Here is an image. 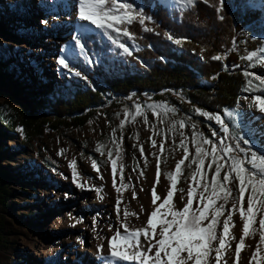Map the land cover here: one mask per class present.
Wrapping results in <instances>:
<instances>
[{
    "label": "rangeland",
    "instance_id": "rangeland-1",
    "mask_svg": "<svg viewBox=\"0 0 264 264\" xmlns=\"http://www.w3.org/2000/svg\"><path fill=\"white\" fill-rule=\"evenodd\" d=\"M157 1L167 7H182L178 0ZM249 6L261 10V22L264 25V0H249ZM45 20L47 23H42ZM80 24L76 16L74 0H40V2L0 0V165L8 167V176L3 175L2 183L7 185L10 192L6 200L0 199V264L78 263L76 252L72 251L76 243H73L65 253L58 251L56 254L50 248L52 242L58 238L75 239L78 242L86 236L87 230L82 227L79 203H76L72 197L61 195L64 191L91 192L97 196L99 205L106 203L115 210L116 198L120 193H117L116 188L113 187L111 161L107 157V152L112 151L113 158H116L113 130L116 132V143L121 144L124 183L129 185L125 189L120 183L121 161L118 160L115 180L116 186L121 188L123 195L121 217L125 206L128 210L138 213L140 219L129 217L130 223L135 226H141L146 215L153 210L154 206L151 203L153 186L155 185L157 195L161 196V201L166 195L165 189L170 188L171 182L165 174L169 171L175 172V164L183 158V150L178 147L181 139L180 131L188 137L190 152L194 154L190 142L193 131L191 124H196V130L203 132L209 138L212 130H218L215 121H209L206 117L198 115L194 109L199 108L210 114L220 112L192 104L182 90L167 89L160 93L162 98L155 99L154 93L138 94L131 91L128 95H116L107 89L101 93V103L89 109L90 112L84 123L79 126L71 125L68 116L57 119L48 110L37 109L35 102L41 97H49L53 100L57 97L66 98L77 88L97 90L99 87H105V78H117L139 72L140 69L133 64L122 60L126 54L111 45L106 38L103 40L107 43V47L96 53L93 52L94 56L87 49L91 63L83 56L76 59L69 57L75 70L82 73L81 77L75 76L74 72L70 74L60 66L58 59L61 50L74 43L72 36L77 34ZM95 34L100 33L96 31ZM26 37H43L47 40L46 47L40 51L29 47L20 54L21 58H17L18 54L14 52L16 50L10 38L25 41ZM262 40L263 45L258 54L264 53V35ZM126 44L130 46L132 52L138 50L134 44ZM46 58H53L57 64L54 79L48 85L37 83L40 76L49 70L44 65ZM140 66L145 64L140 62ZM37 69L39 74L36 73ZM243 72L264 78V67L257 65L255 60ZM248 79L252 77L245 76V85L236 106L228 109L239 113V116L235 120L225 116V121L229 123L233 132L232 143L239 142L235 137L241 136L251 141L250 145L242 144L243 147L264 151V114L252 106L253 94L260 91L246 90ZM253 83L257 82L253 80ZM137 103L145 106L144 114L148 118V123H144L143 116H137L135 121H125V127L121 129L120 123L125 119V110L134 113ZM149 104L167 105L169 108H175L176 111L167 114L161 111V117L157 118L152 110L147 108ZM18 111L32 117L37 123L43 120L41 135H32L29 130L16 125L8 129L4 128L6 118L15 115ZM220 114L223 115L224 112ZM128 120H131V116ZM180 120H184L188 127L181 130L177 126V130L169 131L172 123L178 125ZM153 125L155 128L152 127ZM152 139L156 140L155 147L151 143ZM162 142H164L163 151L160 148ZM98 145L104 146L102 148L104 155L96 150ZM141 146L144 149L143 155L139 150ZM158 157L160 176L157 183ZM73 160L76 161L77 182L82 187H77L73 182V169L69 167ZM93 160L97 162L98 171L91 166ZM188 163L189 161H186L185 165H182V175L179 176L177 183V188H183L184 193L180 194L173 190V202L177 209H181L186 202L190 184L195 187L190 173L196 166L188 168ZM205 170H207V162ZM51 171L56 174H52ZM47 178L54 180V185L47 189L48 193L51 194V187L61 193L56 206L49 207L40 198ZM208 179H211V174ZM96 188L102 189L99 196ZM133 191L136 192L135 199L131 198ZM161 201H157V205ZM141 206L144 209L143 213L140 212ZM196 206L197 201L194 200L193 207ZM115 216L116 219L110 225L112 231L108 240L115 229L120 227L117 213ZM93 218L92 222L94 223L95 220V224H98L100 219L97 212H94ZM259 218L258 214L257 223L254 225L257 229ZM233 220L234 227L231 228V232L237 239L232 241L229 264L234 259L235 243L242 235L243 228L238 213L233 214ZM88 224L92 226L90 221ZM258 242V232L245 239L247 247L241 253L239 264H248V258ZM40 247H42L41 251H39ZM260 247L261 255H264V245ZM102 259L104 261V257ZM92 261L93 258H89L83 264H92ZM261 264H264V261Z\"/></svg>",
    "mask_w": 264,
    "mask_h": 264
},
{
    "label": "snow or ice",
    "instance_id": "snow-or-ice-1",
    "mask_svg": "<svg viewBox=\"0 0 264 264\" xmlns=\"http://www.w3.org/2000/svg\"><path fill=\"white\" fill-rule=\"evenodd\" d=\"M183 8L194 7L201 0H178ZM209 4L210 0H202ZM225 0H215L211 6L215 7L217 13H222ZM77 19L81 22L77 34L72 36L74 43L61 50L58 63L70 74L81 77L82 73L76 71L72 60L83 56L89 63V52L87 42L92 39L95 32L99 31L100 38H106L111 45L122 50L123 54L132 55V49L120 37L129 40L133 39V34L129 31V26L138 22L144 26L146 20L152 17L147 13L134 7L126 0H74ZM223 19V16H219ZM47 23V21H42ZM144 31H152L151 28L144 27ZM172 37L169 36V39ZM78 50V51H77ZM213 60H221V55H214ZM246 59L255 60L257 65L264 67V53L252 52ZM248 79L246 90L264 91V78L253 73L245 72ZM86 79V77H84ZM255 80L257 83H253ZM252 106L261 114H264V95H254ZM144 105L137 103L135 112L130 113L125 110V119L121 121L120 128L125 127V121H135L137 116H143L144 123H148V118L144 114ZM147 108L152 110L154 116L161 117L164 114L175 112V108L167 105L149 104ZM194 111L209 121H215L218 130L211 131L209 138L203 132L196 130V124H191V145L194 154L190 152L188 137L180 131L181 137L178 147L183 150V158L175 164V172L169 171L165 175L171 182L170 188H166L164 198L157 195L155 185L151 190V203L154 206L150 214H147L141 226L130 223L129 217L140 219V215L130 211L125 206L121 217V205L123 195L121 188L116 186L117 161L120 160V183L127 189L129 185L124 183L121 155V144L116 143V132L113 130V141L116 148V158L113 152L108 151L107 157L111 161V173L113 176V187L120 195L116 198L115 210L120 227L116 228L114 234L108 240V252H104V244L98 246V253L104 257V264H229V253L232 252V241L237 238L232 234L231 228L234 227L233 214L238 213L243 224L242 235L235 243L234 259L231 264H239L241 253L247 247L245 239L259 233V242L248 258V264H261L264 255H261V245H264V151L260 149L251 150L243 147L250 145L251 141L241 136L235 138L239 141L232 143L233 132L229 123L225 121V116L235 120L239 113L225 110L224 114H210L195 108ZM131 116V120L128 118ZM163 122V120H161ZM185 129L188 127L184 120L172 123L169 131ZM155 128V125L152 126ZM159 134V133H156ZM123 141V137H120ZM153 147L156 140L151 141ZM103 145L97 146V151L104 155ZM161 151L164 149V142L160 145ZM141 155L144 153L143 146L140 147ZM63 151V150H62ZM189 161L188 168L195 165V169L190 173L192 182L187 190V199L181 209H177L173 202L174 191L183 194V188H177L178 178L182 175V165ZM207 162V170L205 165ZM76 161L70 162L69 167L73 169V182L77 187H82L77 182ZM91 166L98 169L97 162L93 160ZM223 173V175H222ZM209 174L211 179L209 180ZM143 175V173H141ZM160 168L159 157L157 158V183L159 182ZM199 177V178H197ZM103 179V177H101ZM199 189V192L197 190ZM99 196L102 189L96 188ZM143 190V189H141ZM207 194V195H205ZM67 197V194H65ZM102 198V197H101ZM132 199L136 198L133 191ZM183 199V196L181 197ZM245 199L247 206L245 207ZM194 200L197 206L193 207ZM157 201H161L157 205ZM163 210V211H162ZM140 212L144 209L141 206ZM260 215L258 224L257 215ZM223 218V219H222ZM79 223V221H77ZM75 226V225H73ZM94 220V230H95ZM122 229V230H121ZM109 231H112L109 226ZM143 238V239H141ZM79 239V238H78ZM83 243V240H80Z\"/></svg>",
    "mask_w": 264,
    "mask_h": 264
},
{
    "label": "trees",
    "instance_id": "trees-1",
    "mask_svg": "<svg viewBox=\"0 0 264 264\" xmlns=\"http://www.w3.org/2000/svg\"><path fill=\"white\" fill-rule=\"evenodd\" d=\"M126 2L152 17L144 26L138 22L129 26L133 39L120 37L138 48L122 60L133 64L139 72L105 78V87L77 88L66 98L41 97L35 102L37 109H46L57 119L68 116L71 125L79 126L90 108L101 103V93L107 89L116 95H128L131 91L154 93L155 99L162 98L160 93L164 90H182L192 104L220 113L236 106L246 81L243 70L252 62L246 57L259 53L263 45L261 10L251 8L249 0H225L222 13L211 6L215 0L209 4L201 0L191 8L167 7L157 0ZM144 27L152 31H144ZM106 47L100 34H94L87 42L92 56ZM214 55H221L222 59L213 60ZM140 62L145 66H140ZM258 94L264 95V91L253 96ZM41 122L18 111L6 118L4 128L16 125L32 135H41ZM8 171L7 166L0 165L1 200L10 194L2 183Z\"/></svg>",
    "mask_w": 264,
    "mask_h": 264
},
{
    "label": "bare ground",
    "instance_id": "bare-ground-1",
    "mask_svg": "<svg viewBox=\"0 0 264 264\" xmlns=\"http://www.w3.org/2000/svg\"><path fill=\"white\" fill-rule=\"evenodd\" d=\"M40 2V0H37ZM37 29H40L38 25H35ZM27 38V37H26ZM11 44L14 46L16 51L17 58H21L20 54H23V50L27 48L34 49L35 51H40L46 47V39L45 38H27L24 40H14L10 38ZM46 69H49L47 73H44L37 83H43L44 85H48L54 79V71L57 69V64L53 60V58H46L44 63ZM38 73V69L36 70ZM52 174H56L54 171H51ZM51 185H54V180L51 178H47L46 185L43 187L40 198L43 202L47 203L49 207L52 205L56 206L60 200V192L55 190L54 187H51V194L48 193L47 189ZM72 197L76 203H79L78 208L81 212L82 217V227L86 228V236L80 240H83V243L80 240L77 242L75 239L69 240L67 238H58L52 242L50 248L57 254L58 251H64V253L72 246L73 243H76L72 248V251L76 252L78 256V263L76 264H83L86 263L85 261L89 258H93L92 264H104L102 256L98 253V246L100 244H104V252H108L107 244H108V237L110 235L109 226L112 224L111 222L116 219L115 210L113 206H109L108 204L104 203L99 205L98 198L95 194L91 192H84L81 190H77L75 193H69L68 191H64L62 193V197ZM58 208V207H57ZM53 211V210H52ZM94 212L98 213V217L100 219L99 223L96 224L94 230V223L92 222ZM88 213V214H87ZM58 217V216H57ZM89 221L91 222L92 226H89ZM90 227V228H89ZM42 247H40V250ZM65 255V254H64ZM75 256V255H74ZM73 256V258H74ZM89 261V260H88Z\"/></svg>",
    "mask_w": 264,
    "mask_h": 264
}]
</instances>
